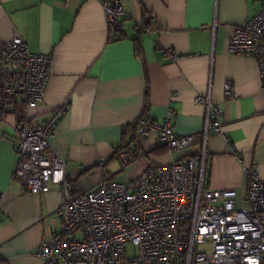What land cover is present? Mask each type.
I'll use <instances>...</instances> for the list:
<instances>
[{"label":"crops","instance_id":"obj_1","mask_svg":"<svg viewBox=\"0 0 264 264\" xmlns=\"http://www.w3.org/2000/svg\"><path fill=\"white\" fill-rule=\"evenodd\" d=\"M104 0H0V46L23 40L30 52L50 58L43 101L35 108L7 105L0 121V264H44L42 242L60 230L56 216L62 194L52 186L30 194L13 177L14 131L25 117L45 124L66 109L52 130L50 144L65 161L67 178L79 190L101 180L127 182L165 165L170 154L156 133L135 128L145 115L171 119L178 136L193 135L200 149L209 96L222 110V135L206 141L204 186L239 190L241 162L256 165L264 180V93L255 60L227 51L230 27L263 10L261 0H119L123 29L111 27ZM164 52L179 59L171 61ZM231 85V97L225 85ZM134 147L141 157L121 169L116 155Z\"/></svg>","mask_w":264,"mask_h":264},{"label":"built area","instance_id":"obj_2","mask_svg":"<svg viewBox=\"0 0 264 264\" xmlns=\"http://www.w3.org/2000/svg\"><path fill=\"white\" fill-rule=\"evenodd\" d=\"M102 7L108 24L122 30L119 0H104ZM230 30L227 51L256 61L264 93V11ZM164 55L172 62L179 59L171 52ZM49 70L50 58L31 53L23 40L2 44L0 111L5 105L29 109L40 104ZM224 91L231 97L230 84ZM195 102L206 108L198 151L191 152L195 137L176 135L171 119L157 122L143 115L136 122L138 134L156 133L158 142L179 158L131 181L104 178L88 191L67 178L65 161L50 144L66 106L57 108L43 125L19 120L13 177L30 194H45L52 186L62 194L55 212L60 230L38 250L44 264H264V180L258 167L242 163L230 144V153L241 163L240 189L205 188L206 141L209 134L222 135V110L209 96L198 95ZM140 157L134 147L116 155L122 170Z\"/></svg>","mask_w":264,"mask_h":264},{"label":"trees","instance_id":"obj_3","mask_svg":"<svg viewBox=\"0 0 264 264\" xmlns=\"http://www.w3.org/2000/svg\"><path fill=\"white\" fill-rule=\"evenodd\" d=\"M6 106H7V105L2 106L1 111H0V116H1V114L3 113V111H4V108H6ZM135 126H136V125H135ZM135 128L137 129V127H135Z\"/></svg>","mask_w":264,"mask_h":264},{"label":"rangeland","instance_id":"obj_4","mask_svg":"<svg viewBox=\"0 0 264 264\" xmlns=\"http://www.w3.org/2000/svg\"><path fill=\"white\" fill-rule=\"evenodd\" d=\"M128 249H129V251H130V250H131V247L129 246Z\"/></svg>","mask_w":264,"mask_h":264}]
</instances>
